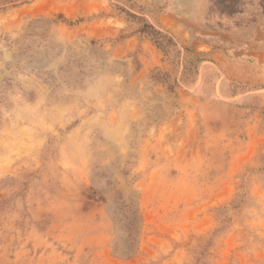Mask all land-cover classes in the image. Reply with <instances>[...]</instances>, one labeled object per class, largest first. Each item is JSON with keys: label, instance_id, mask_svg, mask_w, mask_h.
Returning a JSON list of instances; mask_svg holds the SVG:
<instances>
[{"label": "rangeland", "instance_id": "374dc122", "mask_svg": "<svg viewBox=\"0 0 264 264\" xmlns=\"http://www.w3.org/2000/svg\"><path fill=\"white\" fill-rule=\"evenodd\" d=\"M0 264H264V0H0Z\"/></svg>", "mask_w": 264, "mask_h": 264}]
</instances>
